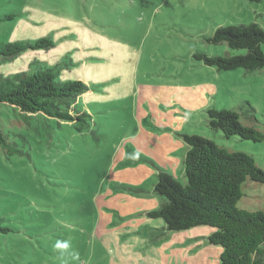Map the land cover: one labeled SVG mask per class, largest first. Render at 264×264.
<instances>
[{
	"label": "rangeland",
	"instance_id": "374dc122",
	"mask_svg": "<svg viewBox=\"0 0 264 264\" xmlns=\"http://www.w3.org/2000/svg\"><path fill=\"white\" fill-rule=\"evenodd\" d=\"M9 14L0 22V41L49 38L53 46L0 56V74L31 73L39 65L62 80H82L89 89L78 106L92 119L82 131L42 116L26 124L0 104L2 129L22 152L7 155L0 146V217L7 228L0 232V264H216L221 247L208 243L209 227L168 231L143 209L148 203L141 200L155 194L121 186L139 162L151 169L134 181L140 186H153L157 171L124 142L144 131L139 121L164 135L158 141L173 149L157 154L182 184L185 132L247 153L264 170V140L226 138L206 123L208 108L236 109L248 100L256 110L252 123L264 130V72L217 71L193 57L236 53L205 37L217 26L255 22L264 29V0H0V16ZM197 86L206 90L198 106L188 92L169 97L178 87ZM142 141L152 158L153 145ZM242 193L238 208L264 212V183L247 180ZM126 195L133 199L123 208ZM64 241L78 259L61 256L55 245Z\"/></svg>",
	"mask_w": 264,
	"mask_h": 264
},
{
	"label": "trees",
	"instance_id": "16d2710c",
	"mask_svg": "<svg viewBox=\"0 0 264 264\" xmlns=\"http://www.w3.org/2000/svg\"><path fill=\"white\" fill-rule=\"evenodd\" d=\"M12 18L10 14L0 16V22ZM205 40L214 45L225 44L236 53L208 55L195 52L194 59L203 65L217 71L264 72V29L257 23L217 26ZM51 46L53 42L49 38L33 42L0 41V56L11 60L26 49H48ZM88 89L82 80H62L54 68L39 65L31 73L0 74V104L10 106L26 124H30L34 117L42 116L47 120L70 121L78 131L87 129L92 115L79 108L77 98ZM255 112L248 100H241L236 109L208 108L206 123L211 130L221 131L226 138L237 136L242 140L261 142L264 130L252 123L257 120ZM180 136L187 145L183 160L185 184L170 176L154 160L141 155L140 160L157 170L153 192L159 201L155 208L146 211L147 216L161 219L168 231L202 225L209 227L208 243L221 247L216 264H262L264 212L240 209L236 204L243 195L245 181L264 183V170L247 153L230 151L195 133H181ZM0 146L7 155L22 153L2 129L1 118ZM127 174L130 180H134L142 178L144 173L141 168H136L128 170ZM122 184L135 192L142 189ZM5 231L7 228L2 226L0 217V232Z\"/></svg>",
	"mask_w": 264,
	"mask_h": 264
},
{
	"label": "crops",
	"instance_id": "0c3cea01",
	"mask_svg": "<svg viewBox=\"0 0 264 264\" xmlns=\"http://www.w3.org/2000/svg\"><path fill=\"white\" fill-rule=\"evenodd\" d=\"M204 91H206V90L200 88L199 86L192 87V88L178 87L175 89L174 94L169 95V97L172 96V97H175L176 99H178V96H176V95L178 93H182V94H184L185 98H188V95H187V92H188V93H191V96H192V97H190L191 102L195 106H198L199 98L201 95H203ZM183 100H185V99H183ZM178 102H179V104L184 105V103L182 101H178ZM141 123L142 122L139 121V128L143 129L144 131L142 132L141 130H139V132H137L136 134L133 133L132 135H130L129 137H127L125 139L124 143H126V145L130 146L132 157L135 155V157L137 158L138 161L144 162V161L140 160V158H141V155L145 156L144 153L147 154L146 153L147 150H146V143L143 142L142 140L149 139V141L153 145V150L155 151V152H153V154H150V156L152 157L150 159L154 160L165 172H167L166 171V165H165L162 157L164 158V155L168 151H171L173 149L174 145L172 143H169L170 146L168 147V145L166 143L159 142L158 139L163 140L164 135H159V134L153 133L151 131H147L148 129L145 126L141 125ZM140 141H142V142H140ZM185 146L186 147L183 148L184 154H186V151H187V145L185 144ZM159 152L161 153L162 157L157 154ZM184 157H185V155H184ZM116 162L117 161L114 159L112 167L116 164ZM138 164L139 165H137V168H141L143 170V173H151V169L149 167H147L146 165H144V163L140 164V162H139ZM135 169L136 168L127 169L126 173H128V170L131 171V170H135ZM126 173H124V177H121V178L127 179V181H126V182H128V185L126 184L127 186H140L138 183L142 180H138V179L137 180H130L129 177L127 176L128 174H126ZM183 176H184V171H183ZM118 177L120 178V176L118 174H115L113 178L118 180L117 179ZM140 179H142V178H140ZM156 179H157V177H156V173H155V177H153V179L151 178V181L153 182V180H154V183H153V186H151L150 188H144V187L140 186L142 189L139 190L138 192H135L133 189H129V190L136 193V194L137 193L138 194H144L145 192L155 194L153 192V187H154ZM134 181L138 182V183H135ZM146 189H149V190H146ZM126 197H127L126 201L124 203H122L124 205H121L123 208H125V205L130 204V202H132V199H133V197L129 196V195H126ZM144 200H146L148 204H144L146 206L143 207V209L145 210V208H147V211L155 208L158 205V201H159L158 197H157V199H154V198L142 199L141 201L143 202ZM163 226H164V224H163ZM210 231H211V229H209V233H210Z\"/></svg>",
	"mask_w": 264,
	"mask_h": 264
},
{
	"label": "clouds",
	"instance_id": "9594fccd",
	"mask_svg": "<svg viewBox=\"0 0 264 264\" xmlns=\"http://www.w3.org/2000/svg\"><path fill=\"white\" fill-rule=\"evenodd\" d=\"M55 248L60 251L61 256L67 254L71 256L73 259H78V255H79L78 253L69 252L70 244L67 241L57 242ZM65 264H67V261H65Z\"/></svg>",
	"mask_w": 264,
	"mask_h": 264
}]
</instances>
